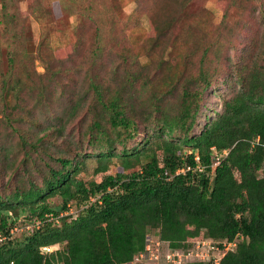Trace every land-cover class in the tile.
Instances as JSON below:
<instances>
[{"label": "trees", "instance_id": "trees-1", "mask_svg": "<svg viewBox=\"0 0 264 264\" xmlns=\"http://www.w3.org/2000/svg\"><path fill=\"white\" fill-rule=\"evenodd\" d=\"M189 1L155 0L150 33L134 58L120 47L107 64L112 48L99 47L94 72L92 61L72 67L69 53L37 48L28 57L6 48L0 175L13 184L0 193V264H133L151 230L163 251L240 235L218 264H264V34L260 66L240 65L220 111L191 134L213 76L209 43L192 58L198 26L172 22ZM262 18L264 24V11ZM2 34L7 45L22 36L14 28ZM230 43L222 37L215 46ZM140 132V141L125 148ZM81 157L94 158L89 180L79 175ZM113 157L120 170L111 173ZM52 197L59 202L49 203ZM67 204L76 206L74 216L63 214ZM16 221L29 228L12 236ZM55 244L61 247L39 250Z\"/></svg>", "mask_w": 264, "mask_h": 264}, {"label": "rangeland", "instance_id": "rangeland-1", "mask_svg": "<svg viewBox=\"0 0 264 264\" xmlns=\"http://www.w3.org/2000/svg\"><path fill=\"white\" fill-rule=\"evenodd\" d=\"M0 1L3 2L2 13L5 14L2 16L0 10V68L3 66L1 59L6 54V48L12 46L28 53V57L35 56L37 48H42L47 53L51 50L56 57L69 53L72 67L80 65L86 67L88 62L92 61L93 65L91 64L90 69L94 72L96 71L94 64L99 62L94 56L99 47L100 50H105L109 46L112 48L111 57L104 60L107 64L118 58L117 51L121 49L120 47L128 48L129 55H133L134 58L133 53L140 50L144 38L150 33L147 15L155 0ZM262 11H264V0H190L185 9L174 16L172 22L176 25L179 23L184 28L187 24H192L198 26L202 32L201 39L195 47H191L194 50L193 60L200 57L202 46L209 43L213 47L206 55L207 71L213 76L212 82L202 94L195 122L191 126V134L198 133L201 127L220 111L223 99L237 87L233 73H236L240 65H245V71L256 64L260 66L258 50L263 44L264 37ZM12 28L22 36L19 41L7 45L6 36L2 32ZM222 37L230 38L231 43L217 49L216 40ZM99 42L102 46H97ZM141 56L136 53L139 62L144 63L145 59ZM128 59L129 57L125 62ZM43 65L44 63L35 57L33 66L37 73L44 71ZM69 128L76 129V124H70ZM142 136L140 132L124 145L125 148L134 146ZM119 149L120 146H117L116 151ZM86 152L89 153L90 149L87 148ZM81 160L83 163L79 175L83 180H89L94 158L81 157ZM117 163V158L113 157L109 166L111 173L120 170ZM12 184L11 176L0 175V193L8 192ZM48 201L56 204L59 198L52 197ZM69 206L71 211L76 212L77 208L74 204ZM28 228L29 226L24 222L16 221L11 228V235L17 236ZM148 238L152 247L157 241L154 230L149 232ZM187 246L189 245L183 246L182 249ZM60 247L55 244L52 250ZM212 254L217 261L219 254L211 253V256ZM206 261L204 264H208L209 261ZM137 263L170 264L162 259L156 262L148 258Z\"/></svg>", "mask_w": 264, "mask_h": 264}, {"label": "built area", "instance_id": "built-area-1", "mask_svg": "<svg viewBox=\"0 0 264 264\" xmlns=\"http://www.w3.org/2000/svg\"><path fill=\"white\" fill-rule=\"evenodd\" d=\"M195 159L197 157L195 156ZM188 169V166L185 168L179 169L177 172H183L184 170ZM63 214H71L72 216L75 215V212L71 211L69 204H67V210L63 212ZM236 237H241L240 235L235 236L233 240H220V241H212L211 239H198L194 240L189 243L184 250L182 248L179 249H172L167 247L164 251L161 250V243L162 241L158 240L154 242L153 246L151 247V240L147 237L144 244L143 251L137 253L133 257V262L137 263L139 261H143L144 259H154L158 262L159 259H162L165 263L170 264H183L187 262H202L208 258V264H218L222 255L231 250L236 242ZM3 236L0 234V242L3 240ZM42 253H46L52 250V246H42L39 248ZM162 251L163 253H160ZM219 254L217 256V261L213 258V254ZM205 256L207 258H205ZM205 259V260H204ZM138 264V263H137Z\"/></svg>", "mask_w": 264, "mask_h": 264}, {"label": "clouds", "instance_id": "clouds-1", "mask_svg": "<svg viewBox=\"0 0 264 264\" xmlns=\"http://www.w3.org/2000/svg\"><path fill=\"white\" fill-rule=\"evenodd\" d=\"M53 247V245H51Z\"/></svg>", "mask_w": 264, "mask_h": 264}]
</instances>
